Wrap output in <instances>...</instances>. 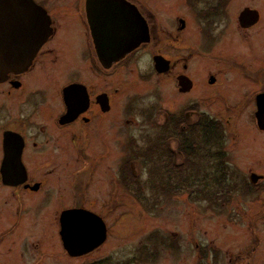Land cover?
I'll list each match as a JSON object with an SVG mask.
<instances>
[{
    "label": "flooded vegetation",
    "instance_id": "flooded-vegetation-1",
    "mask_svg": "<svg viewBox=\"0 0 264 264\" xmlns=\"http://www.w3.org/2000/svg\"><path fill=\"white\" fill-rule=\"evenodd\" d=\"M52 1L33 0L47 14L51 33L26 69L8 72L0 81V195L10 193L15 202V207L11 206L14 209L9 221L15 216L19 219L23 211L21 193L25 194L26 200L40 194L43 197L42 188L51 181V173L55 171L43 170L41 165L37 168V163L47 157H52L55 162V158L61 155L60 151L70 147L76 148L80 158L84 157L85 150L95 151L92 170L83 174L84 168L81 167L82 171L78 172L79 196L75 203L59 210L58 238L62 253L71 257L60 238V214L65 210L81 209L98 216L94 210L84 206L83 198L93 171H98L99 162L96 161L103 156H99L97 151L107 148L103 130L115 127V108L121 93V87L117 89L115 83L116 77L127 76L126 73L133 76L134 71L143 69L141 62L146 66L143 69L146 72L138 75L141 81L151 80L154 76L171 80V106L159 105V100L165 95L163 88L160 99L157 94L154 106L143 107L139 95L135 94L119 99L123 104L121 119L125 132L132 123L126 118L131 119L133 115H141L155 131L144 139L147 140L146 151L151 152L144 155L151 159L154 152H159L155 176L159 177L160 173V179L156 182L174 189L178 183L187 182L188 187L191 186L195 181L194 175L183 176L180 173L193 170L194 162L199 159L217 162L212 168L217 169L219 175L209 174L205 181L219 183L227 177L228 162H242L243 153L257 156L258 147L253 152L248 149L251 143L263 140L260 150L264 151V52L258 49V53L252 52L246 57L235 47L222 48L223 44L227 46L228 37L233 34L239 42L253 49L250 46L254 40L252 31L260 23L257 10L248 8L257 14L241 15V10L238 15L229 16L228 0H181L185 11L191 14L189 17L183 14L162 18L140 0H106L96 5H93V0H59L62 6H66L68 16L58 24V17L52 13ZM11 4L15 5V0H0V43L7 46L6 50L0 51L15 52L18 46L14 39L18 34L17 26L13 21L16 9L14 6L10 8ZM132 6L143 20L147 38L129 53L115 59V53L125 50L128 44L131 24L126 22L132 17ZM193 16L196 22L192 21ZM68 29H73L75 36L72 34L69 38V34H64ZM159 41L164 44L162 51L158 48ZM58 73L62 83L56 89L52 77L58 80ZM50 84L54 86L57 103L54 113L47 111L45 114L44 110L51 107ZM133 88L137 90L135 85ZM185 99H188L187 106ZM48 119H51L50 123H46ZM129 157H132L131 151ZM15 162H20L25 175L21 174ZM159 162L164 164L159 167ZM145 163L129 159L122 168L120 165V182L138 186L142 164L145 168ZM237 168L231 167L233 182L229 187L223 186L221 194H213L205 187L206 192L200 196L206 197L209 208L225 212L232 200L231 194L237 190L242 197L254 193L263 196L264 177L252 170L247 176H242L234 172ZM103 173L109 178L110 168L104 169ZM153 175L150 174V181L155 177ZM52 192L50 187L48 193ZM52 198L53 195L46 202L50 204ZM44 205L43 202L38 204L41 208ZM15 222L0 232V264H12V260L6 258L9 254L3 256L2 253L4 247L9 246L5 237L12 234ZM179 237L173 236L176 256H182L184 251ZM258 241H254L249 254L256 250ZM200 243L194 240L187 242L190 248L189 244H193L196 252V255L190 254L189 264H242L240 260L249 257V254L235 257L230 254L231 258L227 259L229 251L223 252V246H219L215 239H209L207 244ZM12 247H18V242ZM13 249H10V255L14 253ZM36 260L43 261L41 257ZM16 264H20L18 257Z\"/></svg>",
    "mask_w": 264,
    "mask_h": 264
},
{
    "label": "rangeland",
    "instance_id": "rangeland-1",
    "mask_svg": "<svg viewBox=\"0 0 264 264\" xmlns=\"http://www.w3.org/2000/svg\"><path fill=\"white\" fill-rule=\"evenodd\" d=\"M140 1L155 15L162 18L169 15L172 17L183 14L186 17L191 15L185 11L181 0ZM52 2V13L58 17L56 20L60 24L68 16L65 13L67 12L66 6H62L59 0ZM227 8L229 16L238 15L241 10L253 8L259 14L260 23L252 31L254 32V40L250 46L253 49L249 48L247 44L239 42L233 34L229 35L227 46L224 47L223 44L222 48L235 47L243 51L246 57H249L248 55H251L252 52L258 53V49L264 52V0H228ZM192 21L196 22V17L193 16ZM238 31L240 30L238 29ZM195 32H197L196 29ZM64 34H69L68 37L70 38L72 34L75 36V31L68 29ZM161 43L162 41H159V51H162L161 46L164 45ZM198 45L200 46V40ZM74 49L76 53L77 48L75 46ZM203 49L204 46L201 50ZM140 66L146 69L144 62H141ZM143 69L138 70L139 74L137 70L134 71L133 76L126 73L127 76L119 77L117 75L116 77L115 83L117 89L121 87V93L115 108V127H108L103 130L102 136L107 142V148L97 151L99 156H103L98 157L100 161H96L99 162L98 171H93L88 183V191L83 198L84 206L89 210H94L103 219L106 225L105 242L81 257L72 258L62 253L57 234L59 210L75 203V198L79 196L77 190L78 172L81 167L84 168L83 171L81 170L83 174L92 170L96 153L85 150L83 152L84 157L80 158L76 148L70 147L68 150H61V155L55 158V162H53L52 157H47L43 162L36 164L37 168L41 165L43 170L49 169L55 172L51 173V181L46 182L42 188L43 197L40 194L39 197L26 200L25 194L21 193L24 207L19 219L15 216L14 219L8 220V217L13 213L12 209H14L11 206L15 207V202L11 199L10 193L0 195V215L4 216V218L0 217L2 218L0 219V228H2L0 232L9 229L12 221H16L12 234H6L5 239H8L9 246L4 247L2 253L3 256L9 254L6 258L12 260V264H16L17 257L20 264H189L191 261L190 254L196 255V252L193 249V244H189L192 247L190 248L187 242L194 240L197 243L207 244L209 239H215L219 246H223V252L229 251L227 252V259L231 258L230 254H234L233 257L248 255L257 239L259 241L256 250L251 252L248 258L245 257V260L242 258L240 263L264 264V194L262 197L255 193L242 197L240 191L237 190L231 194L232 200L227 205L225 212H217L214 208H209L206 197L200 196L206 192L205 187L213 194H221L219 192L224 191L223 186L229 187L233 182V178L230 176V174L232 175V166L238 167L234 172L242 176H247L252 170L264 177V151L260 150L263 140L253 142L248 147L249 150L252 149V152L258 147L257 156L248 154V157L243 153L244 159L240 160L242 162H228L227 177L224 181L220 180L219 183L214 182V180L205 181L209 178V174L219 175L217 169L212 168L217 162L198 159V162H194L193 170H184L180 173L183 176L194 175L195 181L191 186L188 187L189 183L185 182L184 184L178 183L175 189L169 188L168 185L163 187L161 184L157 188L155 181H159V177L154 174L153 182L150 181L151 179L149 180V177L152 171H156L159 152L156 154L154 152L151 159L144 155V153L150 155L146 151L145 143L147 140L144 139L146 136L155 133L152 125L141 115H133L131 119L126 118L132 123L126 127L125 132L122 123L123 118L121 119L123 104L119 99L127 94L139 95L142 106L148 107L151 104L154 106L157 102V94L160 99L163 88L165 95L162 100H159V105L171 106V93L169 91L171 80H161L160 77L154 76L151 80L141 81L138 75L146 72ZM53 75L55 74L52 73ZM52 78V83L57 89L62 83V78L60 79L59 73L56 76L58 80ZM158 79L159 82H157ZM137 82L140 86L137 85ZM53 84H50L52 89L51 107L44 110L45 114L47 111L54 113L56 109L57 102ZM134 85L137 90L133 88ZM184 104L187 106L188 99L184 100ZM45 121L50 123L51 119ZM109 132L110 137L107 140ZM124 132L128 134L127 140ZM113 135H115L114 139ZM129 151H131V158ZM139 153L140 155H138ZM129 159L146 162L145 168L142 164L138 186L129 183L127 186L119 180L120 165L122 168L124 162H128ZM163 164L164 162H159V167ZM108 168H110L109 178L103 173L104 169L108 170ZM113 172L115 173L113 174ZM236 180L238 181L237 178ZM50 187L53 190L52 193H48ZM52 195V201L48 204L46 201ZM40 202L45 204L43 208L38 206ZM174 235L180 236L179 238L184 245V248L181 247L184 250L182 256H176L173 250H170L173 249V246L168 249V246L175 243L173 241ZM16 242H18V247H12V244H16ZM12 248H15L13 249L14 253L10 255ZM40 257L43 261L36 260ZM1 259L4 260L5 258Z\"/></svg>",
    "mask_w": 264,
    "mask_h": 264
},
{
    "label": "water",
    "instance_id": "water-1",
    "mask_svg": "<svg viewBox=\"0 0 264 264\" xmlns=\"http://www.w3.org/2000/svg\"><path fill=\"white\" fill-rule=\"evenodd\" d=\"M94 1V2H93ZM93 5L105 3L106 0H93ZM14 24L18 33L15 36L17 49L15 52L0 51V81L11 71H22L27 68L35 56L40 45L51 33L50 22L43 9L38 7L33 0H15ZM1 6V5H0ZM131 19L126 23L128 28V44L122 52L115 53V59L129 53L137 45L146 40V27L132 6ZM18 9V10H17ZM257 14L256 11L245 9L240 14ZM250 14V15H251ZM7 46L0 43V50H6ZM126 52V53H125ZM22 175L24 170L20 162H15ZM19 163V164H18ZM60 238L63 248L71 257L85 255L98 248L105 242L106 228L98 216L81 209L65 210L60 214Z\"/></svg>",
    "mask_w": 264,
    "mask_h": 264
},
{
    "label": "trees",
    "instance_id": "trees-1",
    "mask_svg": "<svg viewBox=\"0 0 264 264\" xmlns=\"http://www.w3.org/2000/svg\"><path fill=\"white\" fill-rule=\"evenodd\" d=\"M151 152H149V154H150ZM151 175H153V174H155V172H152V173H150ZM154 176V175H153ZM159 179H160V173H159ZM156 182V181H155ZM159 184H160V182L158 183H156V187H158L159 186ZM173 246V249H174V245H170V246H168V249H170L169 247H172ZM173 249H170V250H173Z\"/></svg>",
    "mask_w": 264,
    "mask_h": 264
}]
</instances>
